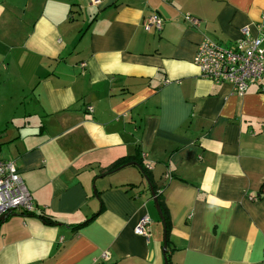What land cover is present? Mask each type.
<instances>
[{
    "label": "crops",
    "instance_id": "0c3cea01",
    "mask_svg": "<svg viewBox=\"0 0 264 264\" xmlns=\"http://www.w3.org/2000/svg\"><path fill=\"white\" fill-rule=\"evenodd\" d=\"M263 11L264 0H0V158L34 205L0 222V264H264V91L238 95L193 63L203 36L255 35ZM151 12L161 29L144 28ZM140 161L163 190L166 252Z\"/></svg>",
    "mask_w": 264,
    "mask_h": 264
},
{
    "label": "built area",
    "instance_id": "2783aa9c",
    "mask_svg": "<svg viewBox=\"0 0 264 264\" xmlns=\"http://www.w3.org/2000/svg\"><path fill=\"white\" fill-rule=\"evenodd\" d=\"M184 18L192 25L199 23V19L191 14H185ZM142 24L146 30H159L163 19L158 12H151ZM255 26V35L251 34L249 26H243L240 38L230 45H222L203 36L193 57V63L199 68L201 75L215 82L231 84L233 91L238 95H242L252 84H258L260 90L264 91V11ZM33 210L32 196L16 165L12 160L0 158V215L7 211L30 213ZM150 222L147 214L142 215L133 227V232L137 235H147Z\"/></svg>",
    "mask_w": 264,
    "mask_h": 264
},
{
    "label": "trees",
    "instance_id": "16d2710c",
    "mask_svg": "<svg viewBox=\"0 0 264 264\" xmlns=\"http://www.w3.org/2000/svg\"><path fill=\"white\" fill-rule=\"evenodd\" d=\"M139 165L141 166V172L144 175H146L148 177L149 181H151V183H152V180H151V176H150L149 171L144 167V165L142 164L141 161L139 162ZM153 188H155V187H153ZM154 192H155V195H156L157 200H158V203L160 205L162 214H163L164 219H165L166 235H167V242H168V236H169V232H170V229H171V222H170L169 212H168L167 206H166L165 201H164L163 190H161L159 192V191H155V189H154ZM21 213H23V212H21ZM81 224L82 223H79V224H77V226H79ZM165 257H166L167 264H169V256L167 255V253H166V256Z\"/></svg>",
    "mask_w": 264,
    "mask_h": 264
},
{
    "label": "water",
    "instance_id": "95a60500",
    "mask_svg": "<svg viewBox=\"0 0 264 264\" xmlns=\"http://www.w3.org/2000/svg\"><path fill=\"white\" fill-rule=\"evenodd\" d=\"M128 163H134V164H136L135 162H128ZM128 163L122 164L121 166H124V165H126V164H128ZM121 166H120V167H121ZM138 167L141 169V166H140V165H138ZM142 174H143V173H142ZM143 176H144L146 182H147L148 185H149V188H150L151 194H152V196H153L155 209H156V211H157V213H158L159 219H160V221H161V223H162V226H163L162 251H163V252H166V250H167V235H166V224H165V219H164V216H163V214H162V211H161L160 205H159V203H158V200H157V197H156L155 192H154V190H153V187H152L151 182L149 181V179H148V177H147L146 175L143 174ZM10 213H11V212H8V211L2 213V214L0 215V222H1V221H2L7 215H9ZM165 259H166V258H165ZM165 262H167V261L165 260Z\"/></svg>",
    "mask_w": 264,
    "mask_h": 264
}]
</instances>
